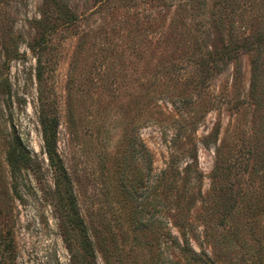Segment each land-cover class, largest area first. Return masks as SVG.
<instances>
[{"label":"rangeland","instance_id":"1","mask_svg":"<svg viewBox=\"0 0 264 264\" xmlns=\"http://www.w3.org/2000/svg\"><path fill=\"white\" fill-rule=\"evenodd\" d=\"M97 7L0 0V264H85L42 111L96 264H185L157 227L144 234V145L153 173L171 162L159 202L175 236L215 264H264V0ZM65 9L79 18L65 23ZM233 40L198 84L206 52Z\"/></svg>","mask_w":264,"mask_h":264},{"label":"trees","instance_id":"2","mask_svg":"<svg viewBox=\"0 0 264 264\" xmlns=\"http://www.w3.org/2000/svg\"><path fill=\"white\" fill-rule=\"evenodd\" d=\"M106 2L107 0H95L98 7ZM85 16L86 15L83 14L81 15L82 18ZM62 17L65 23H73L79 18V16L74 15L71 11L66 9L63 11ZM233 41V43L229 41L230 44L223 45L220 48H213L206 52V57L201 60V75L198 84L202 85L205 79L209 77L210 73L221 71L226 61L234 57L239 45L235 43V40ZM240 46L245 47L246 45ZM246 47L248 49L251 48L250 46ZM41 68L40 63L38 64V79H41ZM40 124L47 159L54 171L56 188L64 205V223L68 228L67 230L73 232L75 235L77 244L82 255L85 257V264H96L93 245L83 220L77 211L69 177L65 171L63 161L56 151L55 117L42 111L40 115ZM20 160H24L23 155H20L18 158H12L14 167L19 164ZM171 166V162H168L166 168L160 170L158 173H153L151 154L144 145V234L153 231L157 227L160 233L163 234L164 239H171L172 245L178 249L185 264H215L206 251H197L193 248L184 232L181 233V237L175 236L170 229L167 228V222L162 218L161 212L164 211L165 205L163 207L161 202H159L160 187L167 177L170 176L171 178L174 175ZM218 169L219 166H216V170ZM168 174L169 176H167ZM171 179L174 180V178Z\"/></svg>","mask_w":264,"mask_h":264}]
</instances>
